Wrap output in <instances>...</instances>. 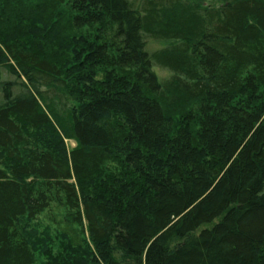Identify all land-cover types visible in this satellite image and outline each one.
<instances>
[{"label":"trees","instance_id":"trees-1","mask_svg":"<svg viewBox=\"0 0 264 264\" xmlns=\"http://www.w3.org/2000/svg\"><path fill=\"white\" fill-rule=\"evenodd\" d=\"M220 1L0 0V264H264V0Z\"/></svg>","mask_w":264,"mask_h":264},{"label":"rangeland","instance_id":"rangeland-1","mask_svg":"<svg viewBox=\"0 0 264 264\" xmlns=\"http://www.w3.org/2000/svg\"><path fill=\"white\" fill-rule=\"evenodd\" d=\"M199 1H201L205 5H211V6H218L221 3L220 0H199ZM167 44L169 43L165 41L152 40L147 38V49L151 52L159 50L160 48L166 46ZM155 70L164 77H167L170 74L167 70L160 69L157 66L155 67ZM3 73H4L3 76L4 80L14 79L10 75H8V73H6L5 71ZM38 88L40 89V91L44 92V95L51 103L50 105H52L53 108L57 107V110L62 114L63 112H65V109H67L65 107L66 105H68L67 107H69L72 103H74V101L67 95V93L64 92V90H62V88L59 85L52 83L51 84L40 83L38 85ZM18 90L19 89L15 88L14 91L18 92ZM51 97H53V99H50ZM65 145L68 148V150H71L76 146V142L74 140H65ZM36 228L39 230L40 233L41 232L45 233L42 236L48 238L47 241L48 247L53 251L54 255H60L64 247L69 245V239L57 227L50 225L45 216L42 217V219H40L39 224L37 225ZM38 256L39 257L37 261L39 263L44 262L46 260L45 256H43L42 254H39Z\"/></svg>","mask_w":264,"mask_h":264}]
</instances>
